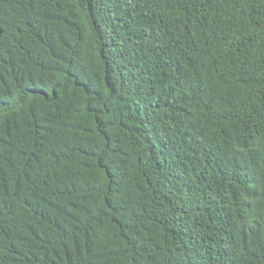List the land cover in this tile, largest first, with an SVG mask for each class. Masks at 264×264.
<instances>
[{"label":"trees","instance_id":"obj_1","mask_svg":"<svg viewBox=\"0 0 264 264\" xmlns=\"http://www.w3.org/2000/svg\"><path fill=\"white\" fill-rule=\"evenodd\" d=\"M0 264H264V0H0Z\"/></svg>","mask_w":264,"mask_h":264}]
</instances>
